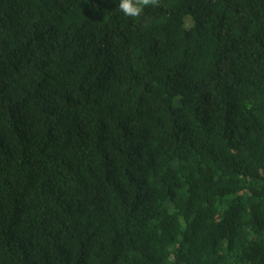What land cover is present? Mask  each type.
Wrapping results in <instances>:
<instances>
[{"label": "trees", "instance_id": "1", "mask_svg": "<svg viewBox=\"0 0 264 264\" xmlns=\"http://www.w3.org/2000/svg\"><path fill=\"white\" fill-rule=\"evenodd\" d=\"M0 0V264H264V0Z\"/></svg>", "mask_w": 264, "mask_h": 264}, {"label": "clouds", "instance_id": "2", "mask_svg": "<svg viewBox=\"0 0 264 264\" xmlns=\"http://www.w3.org/2000/svg\"><path fill=\"white\" fill-rule=\"evenodd\" d=\"M160 0H119L118 8L130 18L142 17L147 7H158Z\"/></svg>", "mask_w": 264, "mask_h": 264}]
</instances>
